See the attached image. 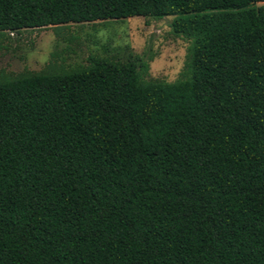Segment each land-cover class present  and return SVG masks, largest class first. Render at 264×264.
Returning <instances> with one entry per match:
<instances>
[{
	"label": "trees",
	"instance_id": "1",
	"mask_svg": "<svg viewBox=\"0 0 264 264\" xmlns=\"http://www.w3.org/2000/svg\"><path fill=\"white\" fill-rule=\"evenodd\" d=\"M170 15L175 82L0 75V264H264V0H0V33Z\"/></svg>",
	"mask_w": 264,
	"mask_h": 264
},
{
	"label": "rangeland",
	"instance_id": "2",
	"mask_svg": "<svg viewBox=\"0 0 264 264\" xmlns=\"http://www.w3.org/2000/svg\"><path fill=\"white\" fill-rule=\"evenodd\" d=\"M174 18L133 16L1 32L0 75L64 71L98 55L118 61L142 57L149 63L144 79L175 82L182 78L191 40L173 32Z\"/></svg>",
	"mask_w": 264,
	"mask_h": 264
}]
</instances>
